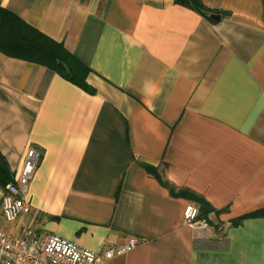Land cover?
I'll return each instance as SVG.
<instances>
[{"label":"crops","instance_id":"0c3cea01","mask_svg":"<svg viewBox=\"0 0 264 264\" xmlns=\"http://www.w3.org/2000/svg\"><path fill=\"white\" fill-rule=\"evenodd\" d=\"M199 1L206 15L176 0H0L85 65L90 88L0 51L8 183L27 148L40 154L28 213L6 222L0 185V230L98 256L136 240L103 264H264V214L251 215L264 209V0ZM186 192L210 207L207 228L184 222L187 204L200 212Z\"/></svg>","mask_w":264,"mask_h":264},{"label":"built area","instance_id":"2783aa9c","mask_svg":"<svg viewBox=\"0 0 264 264\" xmlns=\"http://www.w3.org/2000/svg\"><path fill=\"white\" fill-rule=\"evenodd\" d=\"M40 154L27 148L18 170L16 181L8 183L2 196V213L6 222H13L17 216L29 212L30 205L25 199L29 181L37 167ZM184 222L192 227L204 229L209 225L204 218H198L199 210L189 203L183 210ZM136 244L135 239L125 245L105 251L101 256L56 234L37 238L31 228L24 230L21 237H13L0 230L1 264H103L115 254H121Z\"/></svg>","mask_w":264,"mask_h":264},{"label":"trees","instance_id":"16d2710c","mask_svg":"<svg viewBox=\"0 0 264 264\" xmlns=\"http://www.w3.org/2000/svg\"><path fill=\"white\" fill-rule=\"evenodd\" d=\"M176 1L188 4L201 14L206 15V9L199 0ZM0 51L9 56L43 65L72 83L90 90L85 81L88 68L74 57L62 43L49 38L3 7H0ZM144 167L147 172L160 178L154 167L149 165H144ZM9 181L10 175L6 163L0 155V185L5 186ZM161 183L172 194L174 193L172 186L166 181L161 180ZM184 195L200 205L198 218H206L210 212L207 203L194 193L186 192ZM263 214L264 209H261L251 215L260 216Z\"/></svg>","mask_w":264,"mask_h":264},{"label":"water","instance_id":"95a60500","mask_svg":"<svg viewBox=\"0 0 264 264\" xmlns=\"http://www.w3.org/2000/svg\"><path fill=\"white\" fill-rule=\"evenodd\" d=\"M212 17H213V18H218V16H216V15H212Z\"/></svg>","mask_w":264,"mask_h":264}]
</instances>
